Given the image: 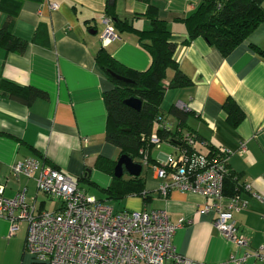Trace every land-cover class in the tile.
I'll return each instance as SVG.
<instances>
[{"label":"crops","instance_id":"1","mask_svg":"<svg viewBox=\"0 0 264 264\" xmlns=\"http://www.w3.org/2000/svg\"><path fill=\"white\" fill-rule=\"evenodd\" d=\"M199 2L149 0L158 17L166 21L176 44L177 69L190 80L187 86L168 87L176 70H167L160 111L176 125L170 110L182 103L198 150L207 154L213 148L227 154V168L236 182H227L225 189L227 193L238 190L236 199L242 207L233 213V220L238 232L248 239L246 252L251 253L264 237V204L258 199H264V21L227 56L200 37L184 45L187 29L183 19ZM51 3L56 9H50ZM106 4L107 0H23L11 32L27 46L22 53L0 46V184L6 197L24 190L26 201L34 203L38 213L56 210L58 203L52 201L49 208L50 200L37 191V172L14 177L11 170L17 162L45 160L90 195L81 182L103 191L112 182L99 188L103 174L109 173L97 167V161L116 162L120 150L105 139L103 93L111 84L95 57L104 48L118 63L136 71L145 70L150 57L135 34L120 32L114 25L117 38L101 41ZM147 8L139 0L114 2L117 17L137 30L150 26L144 16ZM5 20L6 14L0 10V28ZM28 89L45 96L28 105L9 97L11 93L25 96ZM227 100L243 113L236 126L231 125L234 109L227 112L224 108ZM158 128L155 125L154 131ZM242 144L244 152L240 151ZM176 156L175 143L164 141L159 148H148V159L156 163ZM143 168L138 176L143 182L142 194L124 197L122 203L128 208L120 210L140 211L145 206L164 210L172 223L183 222L173 239L180 255L197 264H235L232 258L242 256L244 250L234 247L212 226V211L202 212L212 199L180 190H171L163 198L158 192L160 181ZM93 196L111 206L105 195ZM135 197H140V203L131 199ZM229 198L224 194L222 203H229ZM9 226V221L0 217V264H33L32 255L25 250L26 222L19 221L13 234ZM241 264L262 263L247 259Z\"/></svg>","mask_w":264,"mask_h":264},{"label":"built area","instance_id":"2","mask_svg":"<svg viewBox=\"0 0 264 264\" xmlns=\"http://www.w3.org/2000/svg\"><path fill=\"white\" fill-rule=\"evenodd\" d=\"M49 6L56 9L54 3ZM102 23L101 41L116 39L111 19L104 16ZM176 107L186 111L182 103H176ZM159 122L166 131L174 126L160 118ZM142 140L156 148L162 143L156 134ZM182 140L186 148L177 149L174 159L159 163L149 162L148 148L139 150L140 164L160 181L159 194L166 198L171 190H180L212 199L202 212L212 211V226L234 247L244 250L242 256L232 258L235 264L247 259L264 264V237L257 249L246 252L249 241L234 224L233 213L242 207L236 196L222 203L227 154L196 152L192 150L193 136L183 135ZM240 151H245L244 144ZM34 172L37 191L57 202L56 210L38 213L37 206L26 201L24 190L6 197L0 184V217L9 221L10 234L17 231L19 221L26 222L25 250L32 255L33 264H197L177 252L173 239L183 222L172 223L166 211L149 206L140 211H114L106 202L84 192L70 176L36 159L17 162L11 170L14 177H30ZM258 199L264 204V199Z\"/></svg>","mask_w":264,"mask_h":264},{"label":"trees","instance_id":"3","mask_svg":"<svg viewBox=\"0 0 264 264\" xmlns=\"http://www.w3.org/2000/svg\"><path fill=\"white\" fill-rule=\"evenodd\" d=\"M22 1L0 0V10L6 14V20L0 28V46H3L7 51L22 53L27 46L26 42L14 37L11 32L13 20L20 10ZM139 1L148 5L144 16L149 20L150 26L146 30H137L127 21L119 19L114 5L109 6L108 0L104 10L106 17L111 19L117 30L136 35L140 47L150 57L148 67L143 71H136L118 63L104 48L97 52L96 63L111 84L110 89L103 93L107 111L105 139L120 150V155L126 154L133 160L135 157H140L139 150L141 148L151 147L150 144L142 140V137H149L152 134H156L162 142L177 144L179 150L186 148L182 140L183 135L193 136L195 145L192 150L200 152L196 146L197 139L186 124L188 112L173 107L170 114L176 118L177 124L170 131L159 126V118L161 122H166V117L160 111V103L164 90L167 88L163 85L167 70L171 68L176 70L168 87L187 86L190 84V80L177 69L174 59L176 44L171 40L166 21L158 17L149 0ZM183 21L187 29L184 45L200 37L223 56H227L264 21V0H200L195 10ZM109 72L129 79L133 83L121 82L113 78ZM44 96L43 92L36 89H28V94L25 96L14 93L9 95L10 98L26 105L37 97ZM130 97L141 101L139 111L133 110L123 103ZM224 108L227 112L228 109H234L231 125L236 126L243 118L242 111L230 100L225 102ZM155 125L159 128L154 131ZM214 152L217 150L212 148L210 153ZM149 161L156 162L151 157H149ZM43 162L46 163L45 160ZM115 163L98 160L97 167L113 175ZM229 181L236 182V177L228 171L224 180V194L231 197L236 196L237 189L232 193L226 192L225 186ZM142 191L143 182L139 177H132L128 180L113 177L110 186L104 190V195L105 199L120 200L129 195H141ZM143 198L146 200V196Z\"/></svg>","mask_w":264,"mask_h":264},{"label":"water","instance_id":"4","mask_svg":"<svg viewBox=\"0 0 264 264\" xmlns=\"http://www.w3.org/2000/svg\"><path fill=\"white\" fill-rule=\"evenodd\" d=\"M114 2L115 0H108V5L113 6ZM109 74L113 78L121 82H124L127 84L133 83L131 80L121 77L119 75H116L113 72H109ZM123 103L127 107H130L131 109L136 110V111H139L141 107V101L135 97H130V98L125 99ZM141 171H142V165L139 162L133 161V159L126 154H121L116 160L115 166L113 168V177L121 178L124 172L127 173L129 177H138L141 174Z\"/></svg>","mask_w":264,"mask_h":264},{"label":"rangeland","instance_id":"5","mask_svg":"<svg viewBox=\"0 0 264 264\" xmlns=\"http://www.w3.org/2000/svg\"><path fill=\"white\" fill-rule=\"evenodd\" d=\"M152 156L155 158V156L156 155H153L152 154ZM141 160V158L140 157H135L134 158V161H140ZM146 167H144L143 168V172L145 173V171H146V169H145ZM101 174H103L102 172H101ZM103 179H101V181L100 182H98V184H99V188L100 187H103V186H105L106 184H107V182H109V181H111V179H113V175L111 174V175H109V174H107V173H104L103 174ZM123 180H125V179H128L129 178V176L127 175V173H125L124 172V174H123V176L121 177ZM82 184H84L86 187H88L89 188V192H91L93 195H95V196H103L104 195V191H103V189H98V187H96V186H94V185H88V184H85V183H83V182H81ZM111 183V182H110ZM131 199H133V200H135L136 199V201L137 200H139V203H140V197H135V198H131ZM124 200H125V198L124 199H120V200H111L110 201V204H111V206H113V208L115 209V210H120V209H125V208H128L125 204H123L122 203V201L124 202ZM52 200H50V203H49V208H51L52 206ZM51 206V207H50ZM132 211H135V210H132Z\"/></svg>","mask_w":264,"mask_h":264}]
</instances>
